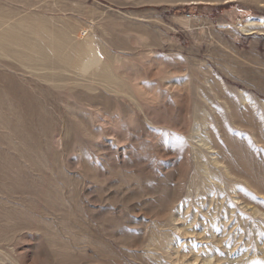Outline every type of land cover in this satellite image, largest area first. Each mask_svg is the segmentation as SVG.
<instances>
[{
    "label": "rangeland",
    "instance_id": "1",
    "mask_svg": "<svg viewBox=\"0 0 264 264\" xmlns=\"http://www.w3.org/2000/svg\"><path fill=\"white\" fill-rule=\"evenodd\" d=\"M251 19L264 0H0V264H264Z\"/></svg>",
    "mask_w": 264,
    "mask_h": 264
},
{
    "label": "bare ground",
    "instance_id": "2",
    "mask_svg": "<svg viewBox=\"0 0 264 264\" xmlns=\"http://www.w3.org/2000/svg\"><path fill=\"white\" fill-rule=\"evenodd\" d=\"M190 1H194L193 3H190ZM231 1H235V0H231ZM230 2V1H229ZM207 4V3H210V4H216V3H218V2H216L215 0H203V1H199V0H189V4ZM264 27V22L262 21V20H250L249 22H247L242 28H243V30L244 31H248V32H250V34H251V32H253V33H255V32H258V31H263V28ZM1 35H3V34H1ZM1 35H0V39H3L2 37H1ZM7 37H9V39H10V41H12V43H15V42H17V43H22L21 45L22 46H34V45H31L29 42H27L26 40L25 41H23V38L22 37H20L19 35L17 36V35H15V33L12 31V30H10V31H7ZM4 36V35H3ZM4 37H6V36H4ZM5 39V38H4ZM8 39V38H7ZM8 39V40H9ZM5 41V40H4ZM64 42V41H63ZM8 43H10V42H8ZM17 43H16V45H17ZM46 43V42H45ZM0 44L2 45V43L0 42ZM11 44V43H10ZM10 44H8V45H10ZM45 45V44H44ZM43 45V46H44ZM49 45V44H48ZM4 46V45H3ZM20 47V46H19ZM37 47V46H36ZM13 48V47H12ZM29 48V47H28ZM33 48V47H32ZM53 48V47H52ZM39 49L44 53V54H46L47 56H48V54H47V52L46 51H44V48H42V47H39ZM54 51V50H53ZM51 52H52V50H51ZM51 52H49L50 53V55H51ZM52 56V55H51ZM56 57V56H55ZM48 58H49V56H48ZM92 58V57H91ZM54 62V61H53ZM70 62V61H69ZM71 63V62H70ZM32 65V64H31ZM58 65V64H57ZM64 67V66H63ZM53 71V70H52ZM53 76V75H52ZM219 162V161H218Z\"/></svg>",
    "mask_w": 264,
    "mask_h": 264
},
{
    "label": "water",
    "instance_id": "3",
    "mask_svg": "<svg viewBox=\"0 0 264 264\" xmlns=\"http://www.w3.org/2000/svg\"><path fill=\"white\" fill-rule=\"evenodd\" d=\"M199 1H203V0H199ZM216 2H218L217 4H227V3H230V2H234V1H231V0H215ZM230 1V2H229ZM194 1H190V3H193ZM188 3V2H186Z\"/></svg>",
    "mask_w": 264,
    "mask_h": 264
}]
</instances>
